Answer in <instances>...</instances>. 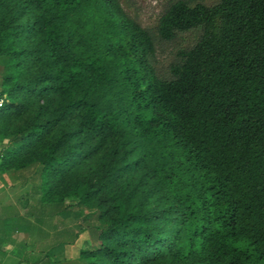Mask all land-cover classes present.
<instances>
[{"label": "trees", "instance_id": "16d2710c", "mask_svg": "<svg viewBox=\"0 0 264 264\" xmlns=\"http://www.w3.org/2000/svg\"><path fill=\"white\" fill-rule=\"evenodd\" d=\"M157 30L197 35L169 76L120 0H0V172L32 185L0 243L25 264H264V0H176Z\"/></svg>", "mask_w": 264, "mask_h": 264}, {"label": "rangeland", "instance_id": "374dc122", "mask_svg": "<svg viewBox=\"0 0 264 264\" xmlns=\"http://www.w3.org/2000/svg\"><path fill=\"white\" fill-rule=\"evenodd\" d=\"M176 0H120L121 6L128 16L146 29L154 38L155 54L153 65L160 76H169L170 65L177 60L179 52L191 48L197 39L194 32L180 33L175 39L164 40L158 35V24L162 14L169 5ZM194 2L203 1L211 4L216 0H193ZM7 101V98H6ZM41 102V101H40ZM38 106L32 104L30 109L16 115L13 127L23 124L26 120L31 119L36 114ZM11 137H0V151L7 152L5 149L6 142H11ZM5 152V153H6ZM3 154H0V160ZM4 197L2 202H18L27 199L30 196L32 185L19 186L12 173L4 172ZM89 243L88 235L83 233L74 245H68L65 248L64 255L67 258L77 255L80 249Z\"/></svg>", "mask_w": 264, "mask_h": 264}, {"label": "crops", "instance_id": "0c3cea01", "mask_svg": "<svg viewBox=\"0 0 264 264\" xmlns=\"http://www.w3.org/2000/svg\"><path fill=\"white\" fill-rule=\"evenodd\" d=\"M12 144V142H6L5 151L6 149L9 148V146ZM6 152V151H5ZM5 152H1L0 154H5ZM3 178H4V172H0V207L2 206H11V205H17L21 203L22 201L18 202H2V197H4V183H3ZM20 186V185H19ZM3 238H7V236H3ZM14 247L9 244L6 240L0 243V264H25L22 262L19 256L16 255V251L20 252L19 250L13 249Z\"/></svg>", "mask_w": 264, "mask_h": 264}, {"label": "built area", "instance_id": "2783aa9c", "mask_svg": "<svg viewBox=\"0 0 264 264\" xmlns=\"http://www.w3.org/2000/svg\"><path fill=\"white\" fill-rule=\"evenodd\" d=\"M6 102V96L3 98H0V107L3 106V104Z\"/></svg>", "mask_w": 264, "mask_h": 264}]
</instances>
